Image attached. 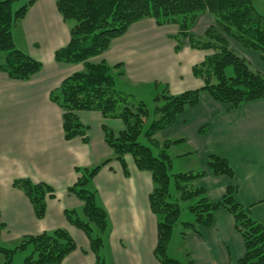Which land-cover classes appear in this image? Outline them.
Returning <instances> with one entry per match:
<instances>
[{
    "label": "crops",
    "instance_id": "0c3cea01",
    "mask_svg": "<svg viewBox=\"0 0 264 264\" xmlns=\"http://www.w3.org/2000/svg\"><path fill=\"white\" fill-rule=\"evenodd\" d=\"M213 24V15L204 12L190 32L203 36ZM17 27L21 49L41 61L42 69L29 80L13 79L0 72V243L13 246L25 236L65 228L77 248L61 264H95L96 256L86 233L65 216L68 209L81 212L83 208V201L69 187L77 180L78 167L93 166L113 157L103 124L120 129L123 122L106 119L98 111L81 110L78 116L89 126L87 141L81 136L66 139L63 109L50 95L66 77L84 67L82 63L55 59L56 50L70 40V24L63 19L55 0H36ZM177 32L176 24L160 26L153 18L141 19L91 61L121 64L125 74L117 78L119 88L123 84L138 85L159 93L167 85L172 94L201 88L203 81L192 69L212 50L192 48L187 38H182L177 50L173 38ZM229 42L264 75V62L258 52L236 41ZM203 127L205 131H201ZM162 133L164 139H182L168 151L174 145L186 148L170 154L173 171L203 169L197 181L214 201L233 186L237 201L264 224V98L229 110L228 105L202 91L199 103L186 108L176 123ZM211 154L227 159L234 169L233 176L212 173L208 166ZM189 157H196L195 165L185 162ZM126 161L129 175L113 159L92 181L109 215V233L102 249L105 264H162L154 253L158 217L149 202L154 186L152 174L139 170L129 154ZM21 178L53 187L54 195L47 198L43 218L36 216L27 195L14 186V181ZM189 220H193L192 215ZM184 238L183 256L188 264H239L245 253L243 237L225 208L215 212L211 226L201 228L200 233L189 232ZM170 248L169 245L168 251Z\"/></svg>",
    "mask_w": 264,
    "mask_h": 264
},
{
    "label": "trees",
    "instance_id": "16d2710c",
    "mask_svg": "<svg viewBox=\"0 0 264 264\" xmlns=\"http://www.w3.org/2000/svg\"><path fill=\"white\" fill-rule=\"evenodd\" d=\"M17 0H0V72L17 80H29L42 69V63L16 46L13 29L25 18L36 0H28L19 8ZM63 19L70 24L69 42L55 52V59L70 64H83V69L66 77L51 99L63 109V129L66 139L81 136L88 138V128L78 116V111L100 112L106 119H118L123 127L116 129L103 124L105 140L113 150V157L93 165L78 167V177L69 191L83 201L82 211L68 209L67 220L82 229L89 238L96 256L95 264H105L102 249L109 233V215L98 200L92 181L99 170L111 160H118L126 175L129 168L126 155H131L139 170H148L153 177L149 195L151 209L158 217V240L155 256L162 264H181L168 253L173 229L180 219L181 201H190L188 208L194 213L193 221L183 222L182 235L201 232L214 222L215 212L228 210L235 219V227L242 235L245 253L239 264H264V224L254 218L249 208L235 197L236 188L229 186L219 200L208 198L206 188L198 183L204 171L171 172L172 159L168 153L171 145L182 139H158V133L173 126L186 108L200 101L202 91L208 92L217 102L228 105L229 110L242 104L264 98V75L243 55L231 47L229 40L259 53L264 62V14L253 0H55ZM210 12L215 24L203 36L190 30L198 16ZM153 18L160 26L178 25L173 36L177 50L182 38H187L192 48L212 50L203 61L193 66V74L203 81V86L178 94L170 93L164 85L157 94L154 112L146 103L117 87V78L124 75L121 64L93 62L92 58L107 51L111 42L123 35L135 22ZM231 66L233 73L227 74ZM160 84V83H156ZM151 117V119H150ZM150 119V120H149ZM147 122L148 127L145 128ZM206 127L201 131H205ZM147 139V144L140 137ZM212 173L233 176L229 161L211 154L208 162ZM174 182L175 191L171 190ZM14 186L21 189L31 201L35 214L43 218L47 198L54 189L45 182L27 178L16 179ZM77 244L65 228H56L36 235L23 237L10 247L0 243V264H15L18 251L30 253L18 264H61Z\"/></svg>",
    "mask_w": 264,
    "mask_h": 264
},
{
    "label": "rangeland",
    "instance_id": "374dc122",
    "mask_svg": "<svg viewBox=\"0 0 264 264\" xmlns=\"http://www.w3.org/2000/svg\"><path fill=\"white\" fill-rule=\"evenodd\" d=\"M27 1L28 0H17L13 4V6H14V8H19L20 6L24 5ZM253 3L255 5V7L260 12H262L264 14V0H253ZM71 22H74V21H70L69 23H71ZM19 34H20V28H18V27L14 28L13 29V39H14V42H15L16 46L21 49L22 43H21V38H20ZM252 65H254V64L252 63ZM232 73H233V69H232L231 66H229L227 68V74L231 75ZM118 86L120 87L119 83H118ZM120 89L122 91L126 92V93L131 94L137 100L144 101L146 103V105L148 106V108L150 110V113L152 115V113L154 112V109H155V107L157 105V102H156L155 98H156L158 92H156L155 90H151L149 88L147 90H145L144 86H138V85L126 86V85L123 84V86ZM150 119H151V117H150ZM148 124H149V122H147L145 128L148 127ZM157 137H158V139H164V136H163L162 132L158 133ZM170 139H175V137L172 136V137H170ZM140 140H141L142 143L147 144V139L143 135L140 137ZM171 149H172L171 151H168L169 154H171L173 152L174 153H179L181 151H184L186 148H185L184 145H174ZM195 158H190L189 157V159L187 161H185V162L187 164H190V165H195L196 164V159ZM199 171H203V169H201L199 167H194V168L187 169L184 172H195V173H197ZM171 172L177 173L178 171L175 172L171 168ZM171 190L175 191L174 182H172ZM189 202L190 201H184V202L181 201L182 210H181L180 219H179V222L177 223V225L173 229V234H172L171 240H170V242L168 244V246L169 245L171 246V248L168 251L169 255L171 257H178L181 264H188V263L184 259L185 256H183V252H184L183 251V249H184L183 246L185 245V238L182 235V233H180V235H179V232L183 231V229H184L183 228V226H184L183 222L193 221L194 218H195L194 213L188 208ZM191 215H192L193 220H189L191 218ZM181 235H182L183 238L181 237ZM10 247H15V245L10 246ZM29 253H30V249H28L27 251H18L15 254V256H14V263L18 264V263L22 262L23 259ZM170 253H172V254H170Z\"/></svg>",
    "mask_w": 264,
    "mask_h": 264
}]
</instances>
